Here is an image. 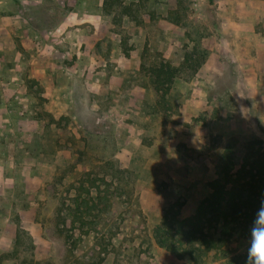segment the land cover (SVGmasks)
Instances as JSON below:
<instances>
[{
  "label": "rangeland",
  "instance_id": "374dc122",
  "mask_svg": "<svg viewBox=\"0 0 264 264\" xmlns=\"http://www.w3.org/2000/svg\"><path fill=\"white\" fill-rule=\"evenodd\" d=\"M163 2L135 1L131 16L142 27L146 25L143 14L151 11L150 21L155 25ZM193 3L181 0L179 9H168V13L172 11L175 22L195 33L197 41H191L188 49L200 51L201 25L189 17L195 10ZM122 6L124 3L116 7L115 42L108 49V44L92 34L96 40L92 51L71 49L69 43L66 46L59 41V34L44 38L43 34L69 13L66 3L42 0L33 3L36 14L29 10L40 40L34 51L31 46L20 51L23 60L19 65L6 61V80L13 82L0 85L7 94L0 99V104H5L0 109V264H189L188 258L178 259L156 243L152 226L179 194L187 198L186 214L193 210L205 193L204 184L217 177L214 163L228 139L207 134V129L214 118L221 117V107H236L231 93L233 76L205 83L216 93V111L210 120L204 111L184 118L181 109L190 93V78L178 75L181 79L174 81L164 96L156 90L148 70L125 65L143 36L139 34L138 40L140 29L123 18ZM47 42L60 48L49 54L44 50ZM147 42L140 50L141 63L150 66L166 58ZM53 56L52 66H42ZM101 59L104 64H99ZM120 61L119 73L112 78L114 66L110 64L119 66ZM60 72L70 78L68 84L57 83ZM260 78L257 92L262 94V102L251 96L245 100L251 107L247 117L256 121L264 108V69ZM103 79L100 88L97 82ZM88 80L95 84L86 83ZM61 90L69 97L63 93L53 99L51 93ZM196 126H201L200 131L193 135L190 130ZM259 132L258 136L243 137H259L264 142V125ZM202 136L206 143L201 141L198 148L187 146L188 141L196 143ZM113 175L125 190L113 205L119 204L117 209L129 218L120 220L119 214H107L101 220L97 215L93 229L80 233L73 228L69 212L76 195L90 197L87 190L91 187V196L97 197L98 189L89 180L95 178L103 188L105 179L112 181ZM197 176L199 179H194ZM96 202L95 212L104 210V204L98 206V198ZM233 247L250 249L248 244Z\"/></svg>",
  "mask_w": 264,
  "mask_h": 264
},
{
  "label": "crops",
  "instance_id": "0c3cea01",
  "mask_svg": "<svg viewBox=\"0 0 264 264\" xmlns=\"http://www.w3.org/2000/svg\"><path fill=\"white\" fill-rule=\"evenodd\" d=\"M38 1L42 0H0V85L1 83L11 84L13 82L9 79L6 80L5 75L7 68H9L6 61H14L15 66H17L23 60V55L20 51L25 47L29 48V46L32 47L33 51L35 50L33 46L36 45L35 42L39 38L36 28L32 24L34 19L31 13L33 15L36 14L33 3ZM58 1H62L70 7L69 13L59 21L56 28L50 29L43 34L45 39H48L47 37L50 34H59L61 35L60 42L63 41L66 46L69 43L68 45L73 50L80 49L84 51L94 50L92 48L95 46L96 40H92V34L98 35V39L102 40V44H108V49L111 47V43L115 42L113 41L115 39L113 38L115 35L113 29L116 26L114 22L116 13L106 11V0ZM135 1L138 0H125L123 3L125 6H130L131 4L134 5ZM172 1L164 0L159 5L158 22L155 25L151 24L150 21L152 17L151 11L143 14V20L146 21V25L142 27H139L136 19H134L136 17L123 13L122 16L125 20H132V24L136 23L135 28L140 29L136 35L137 38L139 37L138 40H141L139 34L143 38L141 45L139 42L134 45L131 51V58L126 59V64L122 63L126 66L132 63V67H140L142 64L141 56L139 55L140 50L144 49L148 43L147 41L150 43V48L164 52L166 59H169L175 49L186 39L185 35L188 31L191 36H196L187 26L179 25L174 21V17L170 16L172 11L168 13V9H173L176 12L179 9L178 4H181V0H174L175 3ZM193 4L195 10L189 17L194 19V21L200 22V28L202 29L201 48L209 53L198 72L189 79L190 87L188 89L190 93H187L188 98L185 100L181 112H183L184 118L189 119L204 111L208 115V120H210V116L216 111V93H212L206 84H214L221 79L223 80V77L233 76L231 93L236 107L234 109H223L221 107V117L212 120L208 126L207 134H220L225 139L238 135L258 136L260 134L259 128L264 125V108L262 107L259 110L258 121L249 119L247 115L251 114V107L245 100L248 96H251L257 99L258 102L259 100L262 102L261 98H263L262 94H258L257 87L258 83L262 81L260 80V70L264 69V0H194ZM11 7H13L11 11L4 12ZM116 7L117 5H115V9ZM131 34L135 36V33ZM46 46L44 50H48L49 54H54L57 48H60L53 42H47ZM49 60H46L42 66L46 68L52 66L54 64L52 63L54 62V56ZM102 61L103 59H101L99 64H104ZM33 62L35 61L32 60ZM121 65V61L119 66L116 62L110 64V67L114 66L111 71L112 78L119 73L118 69ZM61 66L63 65L61 64ZM58 76V84H68L70 78L68 79L67 75L60 72ZM177 79L181 78L176 77L175 81ZM104 80L97 82L100 88H102ZM85 82H91V85L95 84L94 81L88 80ZM49 92L51 93L52 91ZM63 93L66 96L69 95L63 90L52 92L51 94L53 99H55L54 97L59 98L61 97L59 95H63ZM0 94L1 100L7 97L5 89L0 90ZM2 102L0 109L5 107L4 101ZM257 106L259 107V103ZM200 127H192L190 133L196 135L200 131ZM201 141L206 143L205 137L202 136V140L196 143L186 142L188 147L194 146L198 148V145L202 143ZM172 150L175 151L173 148ZM172 164V161L168 160V166L172 167ZM194 179H199V177L197 176Z\"/></svg>",
  "mask_w": 264,
  "mask_h": 264
},
{
  "label": "trees",
  "instance_id": "16d2710c",
  "mask_svg": "<svg viewBox=\"0 0 264 264\" xmlns=\"http://www.w3.org/2000/svg\"><path fill=\"white\" fill-rule=\"evenodd\" d=\"M122 3L120 0H106V11L116 13L114 20L119 14L115 5ZM122 7L121 13L131 16V5ZM32 24L37 28L35 21ZM58 24L59 21L48 30ZM201 37L202 34L199 41ZM185 38L171 58H162L159 63L150 66L143 62L141 64L154 77L156 90L164 96L178 75L193 77L207 59V50L197 51L196 47L188 49L189 42L197 41L189 31ZM214 169L217 177L204 184L205 193L197 200L196 207L186 214L184 207L187 198L183 194L175 196L161 216L156 218L152 226L153 237L161 248L176 258H188L189 264L217 261H224V264H255L248 250H240L233 244H248V249L251 247L252 229L257 226L259 213L264 208L263 139H246L242 135L230 137L215 161ZM115 179V176L112 181L105 179L103 188L100 183L96 184L95 178L90 179L92 186L98 189L97 197L91 196V187L87 190L90 197L81 199L76 195L75 204L69 211L74 229H79L82 234L87 233L93 229L97 215L101 220L107 214H119L120 220L129 218H125L122 215L124 212L117 209L119 204L113 205L116 198L120 199L125 194L124 187ZM96 198L98 206L104 204V210L98 209V213L95 212Z\"/></svg>",
  "mask_w": 264,
  "mask_h": 264
},
{
  "label": "clouds",
  "instance_id": "9594fccd",
  "mask_svg": "<svg viewBox=\"0 0 264 264\" xmlns=\"http://www.w3.org/2000/svg\"><path fill=\"white\" fill-rule=\"evenodd\" d=\"M256 225L252 229V243L249 255L251 258H255V264H264V210L259 213Z\"/></svg>",
  "mask_w": 264,
  "mask_h": 264
}]
</instances>
